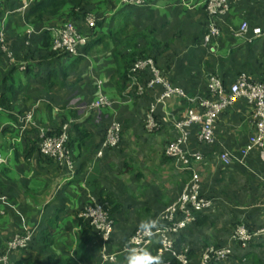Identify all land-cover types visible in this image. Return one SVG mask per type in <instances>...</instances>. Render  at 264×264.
<instances>
[{"label":"crops","instance_id":"crops-1","mask_svg":"<svg viewBox=\"0 0 264 264\" xmlns=\"http://www.w3.org/2000/svg\"><path fill=\"white\" fill-rule=\"evenodd\" d=\"M27 1L5 0L7 5L0 8L5 45L13 52L12 59L0 52V94L5 93L3 89L10 79L16 89L11 108L0 106V155L5 159L0 163L1 254L14 233L34 227L33 245L11 252V263L127 264L131 252L122 249L133 230L174 200L182 183L194 172L204 195L215 202L197 226L181 235L182 245H196V250L201 244L218 246L230 243L232 232L240 226L250 233L264 229V152L255 148L244 157L240 154L255 131L252 108L244 99H237L218 114L213 126V147L198 140V125L185 128L188 153L202 155L192 162V170L180 169V163L165 154L167 145L179 134L174 123L185 110L202 111L204 103L216 100L212 78L220 82L225 94L241 75L264 83V35L253 34L255 28L264 30V0H228L229 12L219 17L220 35L207 42L205 0H147L148 7L133 10L122 9L119 0H89L87 10L106 2L117 11L108 15L112 16L111 21L102 28L106 34L91 47L94 54L90 61L77 68L83 59L78 61L73 70L63 67V60L46 55L44 38L37 32L44 22L32 25L26 19L27 10L14 12ZM66 17L67 9L62 8L48 18L47 25L58 24ZM244 20L248 28L239 36L237 28ZM129 25L126 30L131 34V50H148L161 77L172 88L181 90L182 96L160 100L165 88L161 84L147 85L153 75L150 69L139 73L136 83L129 80L125 88L117 82L107 35ZM30 27L34 31L29 32ZM136 32L142 36L136 38ZM148 45L150 48L145 49ZM49 71L54 74L47 82L44 78ZM63 73L67 75L65 79L61 77ZM56 75L61 79L56 80ZM99 94L113 100L112 106L80 113L77 105L85 103L89 107ZM27 111H32L37 127L50 132L62 121H69L71 167L37 151L36 127H21L20 118ZM149 116L153 121L150 126ZM113 121L121 124L119 145L98 156L106 128ZM74 125L86 130L88 136L78 141ZM223 149L233 156L230 165L216 157ZM157 179L163 181L155 187L153 181ZM171 182L176 185L173 193L169 189ZM100 190L115 207V226L108 249L117 254L114 262H102L97 239L86 240L76 222L75 213L86 195ZM262 236L254 242L260 249L258 253L253 249L245 253V248L236 246L232 261L226 264H240L243 259H247L246 264H264ZM158 245L154 239L146 250L153 255ZM193 259L198 261L195 255ZM162 262L168 264L166 260Z\"/></svg>","mask_w":264,"mask_h":264},{"label":"built area","instance_id":"built-area-1","mask_svg":"<svg viewBox=\"0 0 264 264\" xmlns=\"http://www.w3.org/2000/svg\"><path fill=\"white\" fill-rule=\"evenodd\" d=\"M35 0H28L14 12H24ZM121 6L145 7L148 6L147 0H119ZM205 12L208 16L207 32L204 36L205 41H209L212 37L220 35L219 17L226 15L229 12L230 5L228 0H205ZM4 7L3 0H0V8ZM8 13L9 10H5ZM96 16L86 15L82 25L86 29L93 28L97 22ZM248 23L244 20L237 28V35H242L246 32ZM29 32L34 31L30 27ZM49 32L51 50L58 55L67 54L69 56H77L80 49L87 43L88 34L83 32L77 24L72 20H67L60 25H44L37 31L38 34ZM253 34L257 37L264 35V30L260 28L253 29ZM6 34L4 29L0 28V52L6 53L10 59L13 57V52L7 49L5 45ZM146 69L152 72V78L148 81V86L152 87L156 84H161L165 88V92L160 97L161 99L172 97L173 95L182 96L181 90L172 88L161 77L154 66L151 59H138L130 68L131 83H136L139 73H144ZM212 92L216 96V100L204 103L202 111H196L194 108L185 110L184 115L175 121L174 126L178 130V136L171 141L165 148L166 156L177 161L180 169L192 170V162L200 160L202 155L198 153H188L186 146L188 143L186 127L198 125L197 133L198 140L208 146L213 147L215 144L214 123L218 114L229 107L237 99H244L252 108L251 119L255 128L253 134L248 137L247 142L242 147L240 154L242 157L248 155L253 149L258 148L264 152V83L250 80L246 75L239 76L232 84L229 85L228 93H224L220 82L212 78ZM113 104L106 95L99 94L92 100L89 107L91 110H101L109 108ZM150 115V114H149ZM22 129L27 126L36 127V135L38 136L39 152L48 158L71 167L70 151L66 147L69 135V123L64 122L61 126L59 135H47V131L36 126L33 120L32 111H27L20 118ZM153 124L152 117L149 116L147 125ZM121 124L118 121H113L107 128L103 141L98 151L100 156L105 149L116 147L119 142V134ZM216 157L224 164L230 165L233 156L228 150L223 149L216 153ZM5 159L0 155V163ZM191 164V165H190ZM199 178L194 172L191 174L188 182L184 183L179 196L162 207L154 216V218L145 226L137 228L128 238L123 251H143L147 249L154 239L158 240V247L153 256L159 255L162 257L166 253H170L181 264H189L185 254L178 252L174 247L175 238L178 234L190 226L200 214L206 213L214 205L213 198L203 196L199 191ZM84 189V186L82 187ZM78 216L88 220L89 224L98 232L101 241V260L102 262H114L117 258L116 253L108 251L106 244L109 243L114 230V222L109 217L108 209L100 203L92 194L86 195V201L78 212ZM262 230L251 234L243 227H238L234 238L241 241L242 245L248 243L253 236L261 235ZM35 228H25L22 232L15 233L7 242L6 253L0 254V264H9L7 254L19 249L26 248L32 241ZM209 250V254L204 256L202 264H206L210 259H224L229 253V247H222L213 251Z\"/></svg>","mask_w":264,"mask_h":264},{"label":"trees","instance_id":"trees-1","mask_svg":"<svg viewBox=\"0 0 264 264\" xmlns=\"http://www.w3.org/2000/svg\"><path fill=\"white\" fill-rule=\"evenodd\" d=\"M148 1L150 2L151 0H148ZM88 3H89V0H35L29 6V8L27 9L26 14H25L26 19L30 20L32 25H36L39 22L40 23L44 22L43 24L47 25L49 23L48 18L51 16H54V15H57L60 12V10L62 8H64V9H67L68 19H71L72 21L75 20L74 22L77 24V26L81 30H83V32L88 34V37H89L88 41L80 49L79 54L77 56H69L67 54L58 55L56 52H53L51 50V45H50V41H51L50 34L47 31L43 32L42 36H43L44 40H43L42 46L46 49V52L48 53L46 55L48 57L53 56L55 58L60 59L61 61L63 60V63L61 65H63V67L66 66L67 69L73 70L76 67V63L78 61L84 59V56H85L84 53H87L91 49V47L94 44L98 43L100 40H102L103 37L105 36L104 34H106V33L102 32V28L104 27V24H105V17H107V16H104L103 13L96 16L98 20H97V22L93 28L86 29V27H84L82 25L83 19H84L85 15L88 13V10L86 9V7H87L86 5ZM6 5L7 4L4 0V6H6ZM145 7H148V6H145ZM121 8L125 9V10H127V9L133 10V8L136 9V7H133V6H122ZM203 9H205V5L203 6ZM126 29H127V27H123L118 31L116 29H114V30L110 31L109 35H107L109 38V41L107 43V47L110 50L109 51V54H110L109 58L113 61L114 65H115V69H114L115 72L114 73L117 76V79H118L117 82L119 84H121L124 88L126 87L129 80L131 82V78L129 76L130 75V68L136 60H138V59H152L153 62L155 60L153 55L150 54V52L148 50H144L143 53L142 52L138 53V51L131 50V48H130V46H131L130 35L131 34L129 32V29L128 30H126ZM134 36H136V38L137 37L139 38V36H142V33L136 32V33H134ZM109 44H110V46H109ZM146 48L149 49L150 46L148 45L147 47H145V49ZM138 54H140V55L138 56ZM31 66H33V65L31 64L30 68H32ZM145 71H144V73H145ZM53 74L54 73L52 71H49L48 75H46L44 78L45 81L48 82L49 79H51V76ZM141 75H143V74H141ZM66 76H67L66 73H63V75L61 77L63 79H65ZM61 77H58L57 75L55 76L56 80H60ZM6 81H7V79H6ZM76 82H77V80H75V82H73L71 84L73 85ZM50 83H52V82H49V84ZM5 86H6V88L4 87L5 89H3V91H5V93L0 94V106L3 107L4 109H10L12 106L13 96L15 95L16 89H15V86H14L12 79H10L8 84H5ZM64 122H66V121H62L60 127H58L55 131H53V132L47 131V135H59V133L61 132V126ZM73 127L76 130L78 141L83 140L85 138V136H88L87 131L82 129V128H79L78 125H74ZM25 133H27V130L25 131ZM35 134H36V132H35ZM39 140L40 139L36 135V138L34 139V145L36 146V149L38 152H39V147H38ZM70 144H71V139L69 138L68 141L66 142V147L69 149V151H70V147H69ZM32 148H34L33 145L31 146V149ZM43 157H45V156H43ZM45 158H48V157H45ZM189 177H191V175ZM202 194H204V193H202ZM92 195H94L95 197L97 196L96 198L98 199V201L100 203H102L108 209L109 217L113 220L114 226H115V216H114L115 207L113 206L112 203H110L109 201H107L106 198L103 197V195H104L103 190H100L99 193L93 192ZM203 196H205V195H203ZM209 198H212V197H209ZM85 201H86V197L84 198V201L81 204V207L85 203ZM106 202L108 204H106ZM81 207L79 208V210L81 209ZM79 210L76 211L75 215H76L77 225L81 228V234L83 236H85L86 240H90L91 238L97 239V243H98L97 246L100 247L102 244V241H101V238H100L98 232L89 224L88 220L78 216ZM202 215L203 214L198 215L196 217L195 221L190 226H188L186 229L182 230L178 234V236L175 238L174 247L176 248V250L178 252H180L179 247L180 246L182 247V244L180 242L181 235L186 231H191L193 229V227L197 226L199 219L201 218ZM154 216L148 222H146L143 226L147 225L154 218ZM143 226H141V227H143ZM136 229H134L133 232ZM112 235H113V233H112ZM112 235H111V239H110L109 243L107 244V249H109V245H111V243H112ZM32 241H33V238H32ZM32 241L30 242V244L26 248H24L22 250L29 249L33 245ZM194 246H196V245H194ZM193 247H191L190 251L186 254H187L189 259H192V261H193L192 264H200L199 262L197 263L196 262L197 260H194L193 257L196 254L195 251H198V249H201L202 247H199L197 250L194 249ZM154 252H156V251H154ZM200 252H201V250H199V254H200ZM161 258L164 261L165 260L168 261V264H181L170 253L164 254ZM214 261H215V259L212 258V259H210V261L208 263L212 264ZM215 263H216V261H215ZM15 264H22V262L20 263L19 261H16ZM69 264H75V262L69 261Z\"/></svg>","mask_w":264,"mask_h":264},{"label":"rangeland","instance_id":"rangeland-1","mask_svg":"<svg viewBox=\"0 0 264 264\" xmlns=\"http://www.w3.org/2000/svg\"><path fill=\"white\" fill-rule=\"evenodd\" d=\"M90 1H92V2H95L96 3V1L97 0H90ZM94 3V4H95ZM120 3V2H119ZM111 5H106V2H102V3H100V5L99 6H95L94 8H92V9H89L88 8V15H90V16H97V15H100V14H104V16H107V17H105V23H110V21H111V17L112 16H108V15H110V14H112V13H114L117 9H111L112 7H110ZM121 6V5H120ZM106 9H108V10H106ZM94 10H98V11H94ZM86 14V15H87ZM85 15V16H86ZM70 18V17H69ZM67 20H71V19H68V17H66L65 18V20H63V21H59V22H57L58 24H55V25H60L61 23H63V22H65V21H67ZM75 21V20H74ZM113 25H115V24H113ZM105 27H107V28H109V25H107V26H105ZM130 27H131V25H129L127 28H129L130 29ZM101 49V47H99V50ZM85 54V56H84V59L81 61V62H79V64H78V66H77V68H79V67H81L83 64H85L86 62H89L90 61V58L92 57V55L94 54V51L93 50H89L87 53H84ZM87 59H86V58ZM92 65V64H91ZM93 66V65H92ZM71 79H72V77H71ZM128 84H129V82H128ZM75 96V95H74ZM74 96H73V99H74ZM73 99H71L70 100V103H72V101H74ZM73 104V103H72ZM78 103H76V105H77ZM77 109L79 110V111H81L80 113H82L83 111L85 112H87V111H90V108H88V105L87 104H82V103H80V104H78L77 105ZM64 121H67V123H69V121L68 120H64ZM112 123V122H111ZM120 135H121V131H120V134H119V137H120ZM68 139H69V135H68ZM120 139V138H119ZM119 143V142H118ZM118 145L119 144H117V147H118ZM113 149H115L114 147H112ZM98 153V152H97ZM97 153H96V155H97ZM70 155H71V152L69 153ZM99 156V155H98ZM102 156V155H101ZM145 159H147V158H145ZM190 179V177L188 178V179H186L185 181H184V183H186V182H188V180ZM142 180V179H141ZM161 181H163L162 179H157V180H155V181H153V183H155V187H157V184H161ZM174 181V180H173ZM148 182L149 183H151L152 181L150 180H148ZM166 182H168V181H164L163 183H166ZM134 183H135V181H134ZM162 183V184H163ZM184 183H182V185H181V187H180V190H179V193H178V195H177V197L179 196V194H180V191H181V188H182V186H183V184ZM136 184V183H135ZM199 191H200V193L202 194L203 192H202V190H201V185H200V181H199ZM169 189H170V192H175V190H176V185H175V183L173 182V184H172V182L170 183V187H169ZM156 190V192L157 191H159L160 189H155ZM161 191H162V188H161ZM97 197V196H96ZM176 197V198H177ZM175 198V199H176ZM97 199V198H96ZM174 199V200H175ZM98 200V199H97ZM173 201V200H172ZM171 201V202H172ZM170 203V202H169ZM168 204V203H167ZM166 204V205H167ZM217 204V203H216ZM165 206V205H164ZM163 206V207H164ZM219 226H221V224L219 223ZM240 227H243L245 230H246V227L245 226H240ZM232 229H233V227L230 229L231 231H232ZM263 229V228H262ZM261 229V230H262ZM230 230H227V231H230ZM236 228L234 229V231L232 232V234H231V237H230V243H227V244H223V245H216V246H214V245H204V244H201L199 247H202L201 249H198V251H195L196 252V254H195V257L198 259V261H196V262H199L200 264H202L201 262H203V260H204V256L207 254H209V250L210 249H212V252L210 253V254H213V251H215V250H217V249H220V248H222V247H229V253H228V255H226V257L224 258V259H218V260H215L216 261V263H220V262H223V264L225 263H227V262H229L231 259H232V254H233V248L234 247H236V246H238V247H240V248H245V253H248V251H249V249H253V251L254 252H256V253H258L259 251H260V249L258 248V247H256V243H254L255 241H259V240H261L262 238H263V236L261 237V235H255V236H253L252 237V239L248 242V243H246L245 245H242V243H241V241H239V240H237L236 239V237L234 238L233 236H235V232H236ZM23 231V230H22ZM17 233V232H16ZM250 233V232H249ZM257 233V232H256ZM262 233V235H264V230L261 232ZM15 234V233H14ZM251 234H254V233H251ZM9 240H7V242H8ZM7 242H6V246L5 247H7ZM107 246V244L105 245V247ZM204 246V247H203ZM101 248H102V244H101V246L99 247V250H98V254H99V257L101 258ZM180 248V252L182 253V254H185V256H186V258H187V261L189 262V264H192L193 263V261H192V259H189L188 258V256H187V254L186 253H188L189 251H190V249H191V247L189 246V245H182V247L180 246L179 247ZM20 250V249H19ZM22 250V249H21ZM199 250H201V252H200V254H199ZM234 250H236V249H234ZM3 253V252H2ZM6 253V248H5V252H4V254ZM1 254V253H0ZM9 254L10 253H8L7 254V257H9ZM262 263H264V246H262ZM221 260V261H220ZM222 260H224V261H222ZM246 260L247 259H243V261H241V263L240 264H246ZM210 261V260H209ZM208 261V262H209ZM215 261L212 263V264H214L215 263ZM232 261V260H231ZM8 262H9V264H13V263H11V261L9 260V258H8ZM208 262H206V264H209ZM215 263V264H216Z\"/></svg>","mask_w":264,"mask_h":264},{"label":"clouds","instance_id":"clouds-1","mask_svg":"<svg viewBox=\"0 0 264 264\" xmlns=\"http://www.w3.org/2000/svg\"><path fill=\"white\" fill-rule=\"evenodd\" d=\"M127 264H163L159 255L153 256L148 250L133 251L127 257Z\"/></svg>","mask_w":264,"mask_h":264}]
</instances>
